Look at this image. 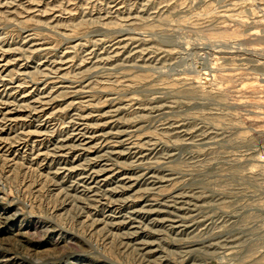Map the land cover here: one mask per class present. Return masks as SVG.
Returning a JSON list of instances; mask_svg holds the SVG:
<instances>
[{"label": "rangeland", "instance_id": "rangeland-1", "mask_svg": "<svg viewBox=\"0 0 264 264\" xmlns=\"http://www.w3.org/2000/svg\"><path fill=\"white\" fill-rule=\"evenodd\" d=\"M0 264H264V0H0Z\"/></svg>", "mask_w": 264, "mask_h": 264}]
</instances>
